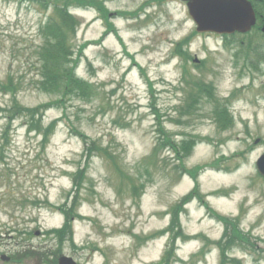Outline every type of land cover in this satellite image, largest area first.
<instances>
[{"label": "rangeland", "instance_id": "obj_1", "mask_svg": "<svg viewBox=\"0 0 264 264\" xmlns=\"http://www.w3.org/2000/svg\"><path fill=\"white\" fill-rule=\"evenodd\" d=\"M101 1L115 28L110 29L109 20L96 9H77L73 14L80 24L76 35L68 38L69 66L79 59L77 72L95 84L96 94L90 100L72 98L47 110L45 102L57 95L36 88V50L45 38L40 21L56 10L46 12L35 2L0 0V264H53L61 255L74 257L78 264L159 263L170 235L153 241L149 237L169 228L172 207L196 184L180 174L176 164L226 167L232 162L221 158L233 155L239 165L231 172L212 171L211 165L200 172L197 182L208 204L194 199L179 214L181 229L189 238L177 241L178 257L170 264H220L215 242L222 238L225 223L215 219L207 205L236 219L250 234L255 247H238L233 257L243 264H264V178L256 169V160L264 152V72L250 69L244 57L239 66L234 65L236 45L226 48L221 37L198 33L181 0ZM122 11L127 15H117ZM190 36V43L183 46L192 57L186 62L175 49ZM232 40L256 41L259 45H254L251 56H263L262 35ZM194 57L205 65L195 64ZM197 78L213 83L221 98L236 91L234 128L219 130L205 102L203 116L194 109L180 113ZM10 79L22 88L17 101L47 110L39 120L43 129L57 121L47 148L42 145L45 131L30 129L21 116L14 121L8 117L13 99L2 91L1 83ZM154 105L163 113L158 112L159 121L162 116L169 136L177 142L192 134L211 140L197 145L191 156L179 162L167 146H159V154H154L159 136ZM78 132L90 137L88 144L110 151L124 170L103 157L107 151H96L79 192L78 212L83 217L74 224V241L60 245L47 231L61 228L66 220L52 205L66 204L75 196L73 175L86 159V144ZM257 138L259 144L254 143ZM134 185L139 188L137 196ZM220 190L227 196H217ZM31 250L34 253L27 254ZM4 256L16 260L5 261Z\"/></svg>", "mask_w": 264, "mask_h": 264}, {"label": "trees", "instance_id": "obj_2", "mask_svg": "<svg viewBox=\"0 0 264 264\" xmlns=\"http://www.w3.org/2000/svg\"><path fill=\"white\" fill-rule=\"evenodd\" d=\"M41 3L44 2V5L52 3L55 6L56 13L52 15L47 24L41 28V34H44L43 42L36 50L38 61L35 64V69L38 71L39 77L36 80L37 87L40 91L51 93L57 95L55 101L44 104V107L47 109L55 105L64 106L66 102L72 98L90 100L96 94V87L93 84H90L87 81L82 80L76 76L75 67L77 61H75L71 67L69 66V61L67 60L70 55L71 46L68 44V38L71 34L75 35L77 26L79 24L78 20L69 14L70 6H87L90 4H95V0H35ZM101 11H104V8L100 5ZM104 13V12H103ZM105 17V16H103ZM251 45V44H250ZM1 89L5 93H10L12 95V104L9 109L6 110L7 115L10 119H15L17 116L23 117L29 125L30 129H38L45 131V137L43 138V146L46 148L47 144L50 142L51 136L54 134V131L57 126V121L51 123L46 129L42 128V124L39 121L40 118L44 115V110H41V105L36 108L26 107L22 104H19L16 99V94L18 93L20 86L14 83L12 79L9 81L1 83ZM200 93H209L211 96H214L215 88L212 84H207L204 81H194L193 90L190 92V100L192 102L197 101V96ZM198 94V95H197ZM192 102L188 101L187 106H192ZM219 110L215 111V117L221 122L222 127L226 128L234 124L233 119L229 112L221 104H219ZM159 127L157 129L158 133L161 134L155 148L154 154L159 151V146H168L171 147L179 160H182L183 157H188L191 155L195 145L203 140H211L209 137H202L200 135H192L191 138H184L181 142L177 143L172 137L169 136V133L163 128L162 123L159 121ZM80 137L84 139L86 144V162L83 166L79 167L74 173V186L76 188L75 196L73 197L72 204L68 207L66 204L53 207H57L58 210L64 213L66 220L64 225L59 229H52L47 232V234H54L60 241V245L66 240L73 241L74 238V221L77 218H82L78 213V204H79V192L83 186V182L87 176L90 159L97 155L96 151L106 152L107 155L103 157L111 158L113 163L119 162L113 156V154L108 151L106 148H101L98 144L92 143L88 144L89 137L82 132L77 133ZM183 155V156H181ZM120 165V164H119ZM211 165H217L212 163ZM121 171L123 167L120 165ZM177 169L181 171V174L187 173L196 180V185L194 189L187 194L182 202L176 204L172 207L173 217L171 219V224L168 229L165 231H160L152 236L157 234L170 231L173 233V239L170 244H168L167 251L164 254L161 262L156 264H170L172 258L175 256V239L181 237L184 239L189 238L188 235H185L181 229V223L179 220V214L184 211V204L189 202L193 198H198L200 201L204 202V197L199 190V184L197 182V176L203 165L196 166L194 168L188 169L184 166V163L176 165ZM131 179V178H130ZM144 188V184L141 185ZM134 194L139 195V188L134 185ZM210 214L215 215L218 220L225 223V232L222 238L215 243L218 244L220 249V264H243L241 260L231 257L230 254L235 248L242 249H251L250 247H255V244L251 241V236L249 233L243 231L239 222L236 219L227 218L220 215L210 206H208ZM210 241V240H207ZM33 250L29 251L27 254H33Z\"/></svg>", "mask_w": 264, "mask_h": 264}, {"label": "water", "instance_id": "obj_3", "mask_svg": "<svg viewBox=\"0 0 264 264\" xmlns=\"http://www.w3.org/2000/svg\"><path fill=\"white\" fill-rule=\"evenodd\" d=\"M188 7L202 32H248L256 23V14L248 0H189ZM257 168L264 176V154L257 161ZM60 264L76 262L71 257H62Z\"/></svg>", "mask_w": 264, "mask_h": 264}, {"label": "flooded vegetation", "instance_id": "obj_4", "mask_svg": "<svg viewBox=\"0 0 264 264\" xmlns=\"http://www.w3.org/2000/svg\"><path fill=\"white\" fill-rule=\"evenodd\" d=\"M253 2V5L255 7V10L257 12L258 15V22H257V28H261L262 25L264 24V13L260 12L261 10L259 9L261 6L258 4V2H262L263 0H251Z\"/></svg>", "mask_w": 264, "mask_h": 264}]
</instances>
